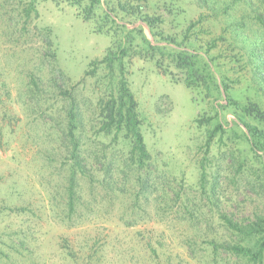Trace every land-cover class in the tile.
<instances>
[{
	"label": "rangeland",
	"instance_id": "obj_1",
	"mask_svg": "<svg viewBox=\"0 0 264 264\" xmlns=\"http://www.w3.org/2000/svg\"><path fill=\"white\" fill-rule=\"evenodd\" d=\"M3 1L0 0V264H213L211 250L206 252L209 246L203 240L220 234L218 210L237 220L264 214V193L252 192L251 177L240 175L234 181L233 171L225 169L230 161L221 160L217 145L208 159L214 156L212 171L220 173L218 202L209 203L199 188V163L206 157L202 146L207 130L198 128L195 120L209 114L214 103L203 99L196 103L183 83L172 82L154 64L139 59L131 66L129 81L144 118L141 130L152 158L143 176H149L157 191L148 202L142 199L132 206L131 183L124 186L123 194L102 189L97 183L103 175L101 166L93 160L97 150L94 113L98 91L94 90L92 78L84 83L83 79L90 63L103 58L110 39L91 32L90 23L77 18L73 8L58 10L50 3H42L37 7L39 17L32 15L30 28L51 29L58 43L55 67L64 71L69 85L76 88L84 115L81 127L87 143L83 148L92 154L87 161L94 181L78 176L81 205L74 217L66 218L67 172L59 171L65 168L63 159L67 156L61 139L66 102H59L53 90L42 91L39 103L31 99L35 88L30 74L42 64L47 45L40 39L22 37L16 24L23 13L13 11L17 7L14 2H7L3 8ZM157 1L162 2L159 12L166 18L163 28L167 33L182 36L192 22L203 16L195 32L199 47L205 49L220 36L231 40L225 19L212 18L211 12L196 0ZM220 51L226 56L222 62L231 79H238L241 71L245 80L251 78L243 68L247 59L244 50L231 63L229 57L234 52L228 42H220L213 53ZM46 60L49 62L42 77L45 81L54 64L51 58ZM251 86L257 88L258 82ZM227 119L230 123L236 121L232 115ZM176 193L180 198L175 197ZM187 210L199 212V227L194 226L196 220L188 216ZM188 240H197L194 257ZM217 264L244 262L223 253Z\"/></svg>",
	"mask_w": 264,
	"mask_h": 264
},
{
	"label": "trees",
	"instance_id": "obj_2",
	"mask_svg": "<svg viewBox=\"0 0 264 264\" xmlns=\"http://www.w3.org/2000/svg\"><path fill=\"white\" fill-rule=\"evenodd\" d=\"M155 1H3V8L6 6L4 4L8 5L7 2H14L17 7L11 6L13 11L23 13L21 21L16 24V30L21 32V36L31 40L40 39L47 45L42 64L30 74V83L35 88L31 99L39 103L42 101V91L53 90L59 95V102H66L63 107L65 125L61 129V139L67 156L63 159L65 168L61 167L59 171L67 172L68 186L64 203L68 219L74 217L81 205L78 191L81 181L78 176L83 180H93L88 173L87 161L92 154H87L83 148L87 143L81 127L84 115L76 88L69 85L70 79L64 71L55 67L58 43L52 37L51 29L30 28L32 15L39 17L37 7L42 3H50L58 10L66 6L73 8L77 18L90 23L91 32L110 39L103 58L90 63V69L83 79L84 83L92 78L94 90L98 91L94 113V142L97 150L93 152V160L101 166L103 175L97 183L102 189H113V192L123 194L126 193L124 186L131 183L132 206H137L142 199L148 202L151 194L157 191L150 183L149 176H143L149 170L152 158L141 130L144 118L129 81L131 66L134 60L139 59L154 64L158 72L172 82L183 83L195 96L196 103L202 99L214 103L209 114L195 120L198 128L207 130L202 146L206 157L199 163V188L208 196L209 203L216 205L218 202L216 196L220 173L219 170L212 171L216 164L214 156L208 159L213 155L215 145L220 150L221 160L230 161L225 169L233 171L234 181L240 175L245 179L251 177L252 192L264 193V0H196L201 8L211 12L212 18L218 20L223 17L226 29L231 33L230 41L220 36L205 49L195 42V32L198 33L196 28L203 16L197 22H192L182 36L173 35L163 28L166 18L159 12L162 2ZM163 5L166 6V2ZM169 11L171 13L172 10ZM250 40L252 42L248 44ZM220 42H228V48L234 52L229 57L230 63L236 62L238 56L243 54L241 51H245L247 59L243 68L251 73L248 81L244 79L243 71L238 79L233 80L228 76L222 62V57L226 56L222 51L219 54L213 53L219 48ZM49 58L54 64L50 65L52 69L45 81L42 77L44 66L49 62L46 59ZM245 81L248 84L244 87ZM254 82H258L257 88L251 86ZM223 100L226 104L220 103ZM227 115L234 116L236 121L230 123ZM175 197L178 199L180 195L176 193ZM20 210L23 211L22 208ZM187 213L191 219L196 220L194 226L199 227V212L187 210ZM217 214L222 228L220 234L203 240V244L209 246L206 252L211 250L209 256L212 263L217 264L224 253L244 264H264V214H256L254 218L246 220L234 219L220 210ZM196 241L187 242L192 257L196 254Z\"/></svg>",
	"mask_w": 264,
	"mask_h": 264
}]
</instances>
